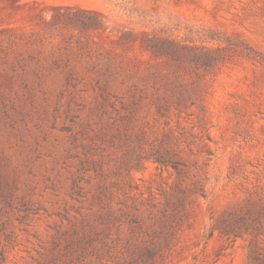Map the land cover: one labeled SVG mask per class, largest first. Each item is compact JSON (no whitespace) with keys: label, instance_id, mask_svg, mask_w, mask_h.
Here are the masks:
<instances>
[{"label":"rangeland","instance_id":"1","mask_svg":"<svg viewBox=\"0 0 264 264\" xmlns=\"http://www.w3.org/2000/svg\"><path fill=\"white\" fill-rule=\"evenodd\" d=\"M0 251L264 264V0H0Z\"/></svg>","mask_w":264,"mask_h":264},{"label":"trees","instance_id":"2","mask_svg":"<svg viewBox=\"0 0 264 264\" xmlns=\"http://www.w3.org/2000/svg\"><path fill=\"white\" fill-rule=\"evenodd\" d=\"M230 231L232 232V230H228V231H225V232L227 233V232H230ZM5 259H6V257H5L4 252L0 251V263L4 262Z\"/></svg>","mask_w":264,"mask_h":264}]
</instances>
